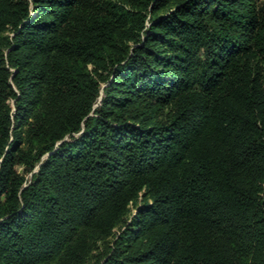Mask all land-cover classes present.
I'll return each mask as SVG.
<instances>
[{
    "label": "trees",
    "instance_id": "1",
    "mask_svg": "<svg viewBox=\"0 0 264 264\" xmlns=\"http://www.w3.org/2000/svg\"><path fill=\"white\" fill-rule=\"evenodd\" d=\"M260 10L177 0L146 23L112 0H0L14 32L0 42V264L45 248L88 264L85 228L108 234L142 189L150 201L95 264H264ZM22 50L42 59L22 67Z\"/></svg>",
    "mask_w": 264,
    "mask_h": 264
},
{
    "label": "rangeland",
    "instance_id": "2",
    "mask_svg": "<svg viewBox=\"0 0 264 264\" xmlns=\"http://www.w3.org/2000/svg\"><path fill=\"white\" fill-rule=\"evenodd\" d=\"M112 1H115L116 4L123 9L135 8V10H137L139 8L142 10L143 8V12L146 13L145 22L148 23V21L151 19L152 16H161L169 12L174 7L175 2L177 0H169L165 4L161 6H156L153 9H152V3H149V0H141L139 2L140 5H138L137 3L135 5H132V2H134L135 0H112ZM255 1L258 4V11H261L260 8L262 4L264 3V0H255ZM147 27H148V24H146V28ZM120 29H121V33L123 37L122 39H124V42H125V48L131 47L134 44V41H133L135 37L134 31H132V29L130 30V27L127 28L125 25H122ZM13 35H14V32L11 26L9 24H4L0 22V42H6L8 41V39L9 41L12 40ZM156 36L158 35H155V34L153 35V37H156ZM150 47H152L153 50L155 51L154 52L155 55L159 57L160 53L158 51L162 49L160 45L157 43L156 44L151 43ZM4 48L5 47L3 46V51L7 52L8 48L6 49ZM21 54H22V59H23L21 63L22 67H24L25 64L35 63L36 61H40L42 59V57L40 56L27 54V50H22ZM6 67L9 69V71L14 72L15 70V68L9 67L8 62H6ZM94 68H95V64L89 61L86 65V70L91 75H94L95 74ZM100 70H103V69L100 68ZM263 73H264V70H263ZM112 75L113 73L111 74V77ZM107 81L108 80H100L99 96L97 97L94 107H96L100 103L102 97L104 96L105 94L104 89L107 85ZM263 82H264V75H263ZM12 84L13 83L11 82V85ZM7 104L9 105V107H11V110L14 112L15 110L14 99L12 98L9 99L7 101ZM67 138H68V135L64 137V139H67ZM30 139L31 138L28 136L24 138L23 143L21 144L22 148L24 149L31 148ZM44 157L45 156H43L41 160L44 159ZM38 167H39V163L35 165V168L32 170V172L25 174L26 184L30 183L31 175L33 172L37 171ZM16 169L19 173H22L24 171V167L22 164H17ZM149 201H150V195L146 189H142L139 192H137V194L130 201L126 213H124L117 219V222L115 223L114 227L111 229V231L108 234H104V233L101 234L99 232L101 234L100 235V234H97V232L95 231L93 232L85 228L84 236L87 238V242H88V249L85 255V261L88 264H95L96 256L100 253H104V251L109 246H112L113 241L118 236H120V242H124V236H125L124 233L126 231V228H128V224L130 223L131 219L136 215V209L142 204H144L145 202H149ZM83 228L84 227L80 226V229H83ZM78 235H80V232L76 233L75 237ZM119 244H120L119 246H121V243ZM61 259H62L61 251H58L57 249H54V248H45L39 251V255L37 256V264H60Z\"/></svg>",
    "mask_w": 264,
    "mask_h": 264
}]
</instances>
